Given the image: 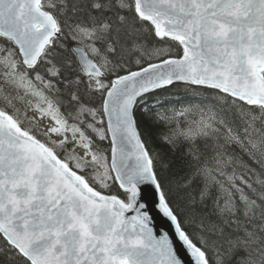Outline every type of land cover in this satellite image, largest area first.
<instances>
[{
  "label": "snow or ice",
  "instance_id": "obj_1",
  "mask_svg": "<svg viewBox=\"0 0 264 264\" xmlns=\"http://www.w3.org/2000/svg\"><path fill=\"white\" fill-rule=\"evenodd\" d=\"M0 264H264V0H0Z\"/></svg>",
  "mask_w": 264,
  "mask_h": 264
},
{
  "label": "trees",
  "instance_id": "obj_2",
  "mask_svg": "<svg viewBox=\"0 0 264 264\" xmlns=\"http://www.w3.org/2000/svg\"><path fill=\"white\" fill-rule=\"evenodd\" d=\"M150 144V147L156 148L158 147V142L155 140V137H153L151 140L148 141Z\"/></svg>",
  "mask_w": 264,
  "mask_h": 264
}]
</instances>
